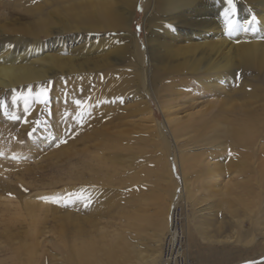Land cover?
<instances>
[{
  "label": "rangeland",
  "instance_id": "obj_1",
  "mask_svg": "<svg viewBox=\"0 0 264 264\" xmlns=\"http://www.w3.org/2000/svg\"><path fill=\"white\" fill-rule=\"evenodd\" d=\"M236 5L241 29L254 14L256 32L225 35L224 0H0V65L33 61L31 74L19 80L0 73V176L31 185L19 197L0 195L20 200L42 191L34 201L49 211L33 255H49L61 235L81 243L73 236L79 227L97 242L92 261L120 237V250L126 245L129 252L137 240L147 247L142 239L152 243L151 230L166 235L176 210L189 264H264V194H247L238 174L218 180L202 173L221 159L200 141L206 128L233 117V106L251 93L264 95V0ZM185 33L191 36L184 40ZM244 39L258 41L251 55L234 46ZM220 59L228 62L215 73ZM42 86L50 89L47 104L36 95ZM192 121L195 130L188 128ZM225 158L219 161L227 165ZM229 177L232 190L223 187ZM91 196L107 200L87 217ZM126 196L136 204L120 203ZM20 218L19 230L28 231L32 219ZM34 243L31 236L11 242L0 236V259L15 257L14 244L26 261Z\"/></svg>",
  "mask_w": 264,
  "mask_h": 264
},
{
  "label": "bare ground",
  "instance_id": "obj_2",
  "mask_svg": "<svg viewBox=\"0 0 264 264\" xmlns=\"http://www.w3.org/2000/svg\"><path fill=\"white\" fill-rule=\"evenodd\" d=\"M263 18H264V15H263ZM189 36H191L189 33H185L184 35H182V39L185 40ZM178 39L180 40L181 38L178 37ZM255 40H257V39H255ZM219 41L222 42V45H226L225 44L227 41L226 39L221 38V39H219ZM239 42H238L239 43L238 45L236 44L234 46L237 47L236 49L241 51V54L244 53L246 55H251L253 50L255 49V47L258 46V41H254V40H245L244 39L241 41L239 40ZM230 48H231V44L230 45L228 44L227 49L230 50ZM16 56L19 57L20 53H18ZM217 56H218V54H217ZM32 62L33 61H31L30 63L19 64L17 66H14V65L2 66V65H0V73L10 80H19V79H21L23 77H27L31 74V70L33 69ZM216 62H215L216 63L215 67H213V70L215 71V73H218V72H220L218 65L224 66L225 63H227L228 61H224V60L220 59V60H216ZM203 80L206 81V79H203ZM226 91L228 92L229 90L226 89ZM248 95L249 94H244V95H242V97L246 98ZM250 98L252 100L248 102L247 100H249ZM238 100H241V98H239ZM239 102L233 106L234 107L233 111L235 110L234 112H236V113H233L234 114V115H232L233 117L226 118L225 120L220 119L221 121H218V123H216V124H212V125L208 124L209 126L206 128V130L204 132L205 136L203 134V136L200 137V141H203V140L207 141V143H204V145H208L211 143V145L214 146V148L210 151L215 155L216 158H221V159H217L218 161L219 160L221 161L226 157L225 159L229 160L228 164L226 165V163H225V165H224L220 161L215 162L214 165H212L213 163L211 165L206 164L204 166L205 169L202 171V173H206L207 171H211L208 174L210 176V178L218 179V180H219V178H221L223 176L222 174L225 172H228V174L232 175V176H234L235 174L237 176V174H238L243 179L242 182L237 181L239 187H243L245 189V192L247 190V194L255 192V196H257V194L260 192L262 195V194H264V145H262L263 143L261 144V141L264 138V125L261 126V122H264V95L257 94L255 92H253L247 97V99L239 101ZM224 105H226V104H224ZM227 105H229V104L227 103ZM227 108H228V106H227ZM230 109H232V108H230ZM225 112H227V111H225ZM261 115H263V116H261ZM196 123H197L196 121H192L188 125L189 127L186 126L188 124L187 123L186 125H184V127L181 126L178 129V131H182L186 127L194 129L196 127ZM204 123L205 122H203L202 124H204ZM205 124L207 126V123H205ZM203 127L205 128V126H203ZM221 137H223L224 140H221L220 139ZM217 138H219L221 141L220 142L216 141ZM226 144H229V146ZM222 145L224 147L225 146H228V147L222 148ZM230 148H232V149L240 148L241 151H240V153L239 152L234 153V152L229 151ZM223 151H228L229 157L225 156V154L223 155V153H224ZM229 152H231V153H229ZM252 157H255V159H254V161L251 162L250 159ZM201 164H202V162H201ZM80 177L81 176H79V178ZM231 177H229V178H231ZM237 177H239V176H237ZM140 178H142V177H140ZM232 178L229 179V181H228V179H227V181H226V179L225 180L220 179V181H222V182L226 181L225 183H223L224 189H231L232 190V188H231L232 185L230 183V181L233 180ZM213 185H215V184H213ZM30 186H31L30 183H27L25 181H20L19 179H16V182H14V184H11V183L3 180V178L0 176V191H2V192H6L8 194L21 195V193L27 192L30 189ZM81 187L84 188L83 186H81ZM93 189H95V188H93ZM187 189H188V192L190 193L191 189L188 187H187ZM41 192L42 191L36 192L32 196L30 195V196L25 197L24 199L22 198L20 200L14 199V198H16V196L15 197L10 196V195H7L6 193L0 195V236L5 237L10 242L13 241L14 238H16V237L24 240V238L26 239L28 236L29 237L31 236V238H34V242H35L33 247L30 246V248H28L31 256L26 261L21 260L20 257L18 256L20 246L18 247L15 245L13 247L14 244H12L10 246V251L12 248L14 249L15 257H12V256H8V258L4 257V259H0V264H45L48 262L50 264H107L106 262H108L109 258H111V261L109 264H163L162 260H163V250H164L165 244L167 243L170 246L171 245L174 246L175 244L177 245L179 242H181L180 241V235L181 234H180V232L177 233V231L175 229V223L177 222V219H178L177 211L175 210L174 215H173V219L169 215L168 219L165 223V226L168 227L167 228L168 229L167 234L166 235L164 234V236H163L162 231L151 230L152 233L150 235L152 237L150 236L151 238L150 237L149 238H150V241L152 240V243L149 244L147 241H145V239H142V242L147 247L142 246L141 243L138 242L139 240H137L135 243H133L129 248L127 247L128 251L130 249L129 252L133 253V257H130V259H128V256H127L129 252L125 251L126 245L123 247L125 254L123 253L122 249L120 250L118 248H115L116 246H118L120 244V242L122 240V238L120 237V238H117V239L111 241L110 246H107L106 250L103 251V254L101 255V257L99 259H94L92 261V256L94 254V252H92V251L96 250V243L97 242L94 240V238H91L92 234L89 233V231L80 230V229H82L80 227L78 228L79 230L77 229L75 231L73 236L80 238L81 243L73 244L69 241L67 242V240L65 239V236L61 235L60 238L62 239L63 242H61L59 240H53L52 241V248L50 250L52 252L49 255H46V256L40 255L37 258L36 255H33L32 251L34 250V252H35V249L38 247V244H39L38 241H40V240H38V238H39V236L42 235V232L40 229L41 222H42V220L44 221V219H47L48 213L47 214L45 213L43 216L42 215L43 211L44 210L49 211V207L46 203L34 201L35 199L39 198L37 196H39L41 194ZM242 192H241V195L239 194V196L243 195ZM179 194H181L180 196H182V197L185 196V194L183 192L179 193ZM92 195H93V193H92ZM108 195L110 196V194H108ZM114 195H115L114 198H116L117 194H116V192L113 191V196ZM34 196L37 198H35ZM90 198H91V200L88 203L90 205H88L87 209L85 210V214L87 217L89 215L88 211L90 209H91V212H90L91 215L95 216L96 213H98L97 208H100V206L102 205V202H104V199H105V197H104V199L101 201V199H102L101 197H100L101 198L100 199L99 197L91 196L88 199H90ZM240 198L243 199V196ZM105 200H107V198ZM126 200L130 201V203H132V204L135 201V200H133L132 197L127 198V196H126L125 199L121 200L120 203L124 204L126 202ZM190 201H191V204H192V202H194L193 199L192 200L190 199ZM243 203L246 204L248 202L246 201ZM135 204H136V201H135ZM246 205H248V204H246ZM204 209H205V207L200 206L199 211L201 213L198 215H201V214L204 215L205 214ZM72 211L70 214L77 217L76 214L74 213V210H72ZM57 213H59L58 208L53 209V212H52L53 215H51V216H53V219L59 218ZM77 214H78V212H77ZM259 215H260V213H259ZM26 216L28 218L32 219V221H33L32 226L26 232L22 231V230L20 231L19 230L20 226L18 228V224L22 223V219L20 217H23V219L26 220ZM79 216L80 215H78L77 219L81 218ZM261 216L264 218V207H263V210H261ZM94 218H96V217H94ZM90 219H92V218H90ZM258 220H259V217H258ZM254 224H255V222H254ZM261 224L264 227V223H261ZM240 227H241L240 229H242V226H240ZM242 231H243V229H242ZM238 234H239V231H238ZM163 238H164V242H163ZM229 238L227 237V239H229ZM7 250L9 252V249H7ZM90 252H92V253H90ZM116 253L118 254L117 258H116ZM131 258H133V259H131ZM125 261L129 262V263H126Z\"/></svg>",
  "mask_w": 264,
  "mask_h": 264
},
{
  "label": "snow or ice",
  "instance_id": "obj_3",
  "mask_svg": "<svg viewBox=\"0 0 264 264\" xmlns=\"http://www.w3.org/2000/svg\"><path fill=\"white\" fill-rule=\"evenodd\" d=\"M224 4L225 7L223 8V16L225 18V35H227L229 38H231L235 32L243 30V31H252V32H256L257 28H256V24L258 23V18L253 14L251 15V17L246 21V23L243 26V29H241L240 27V23L238 20V9H237V5H236V0H224ZM264 38V37H262ZM49 88L47 87H41L40 91L36 94L37 97H39L40 102L47 104L49 101ZM29 94H31V89L28 90ZM13 99L16 100L17 102L19 101V97L17 96H13ZM75 104L77 105V107L79 108L82 104V101L80 100H76ZM5 107H7L5 105ZM26 109H27V105H26ZM7 115V113H5ZM83 117H84V113L80 112L77 115V121L78 122H83ZM11 119L14 120H19L20 117L19 116H11ZM64 142V141H61ZM15 158V157H14ZM41 199L45 200V201H49L51 200L54 203H58L60 202L57 198L54 197H41ZM67 203V202H65ZM88 205L85 204V207H87ZM251 264V262H250Z\"/></svg>",
  "mask_w": 264,
  "mask_h": 264
},
{
  "label": "built area",
  "instance_id": "obj_4",
  "mask_svg": "<svg viewBox=\"0 0 264 264\" xmlns=\"http://www.w3.org/2000/svg\"><path fill=\"white\" fill-rule=\"evenodd\" d=\"M178 215V214H177ZM180 224L179 216L177 219V222L175 223V229L178 232H180V241L177 245L170 246L169 244H165L164 250H163V263L164 264H189L188 254L185 251L187 250L186 246H182L183 241V231L182 228H180L178 225ZM178 242V241H177Z\"/></svg>",
  "mask_w": 264,
  "mask_h": 264
}]
</instances>
